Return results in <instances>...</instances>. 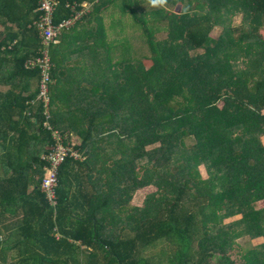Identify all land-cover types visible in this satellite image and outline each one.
<instances>
[{
	"label": "trees",
	"instance_id": "1",
	"mask_svg": "<svg viewBox=\"0 0 264 264\" xmlns=\"http://www.w3.org/2000/svg\"><path fill=\"white\" fill-rule=\"evenodd\" d=\"M31 1L25 14L14 17L8 15L15 10L10 1L0 0L6 26L0 32V140L6 151L0 215L35 207L47 229L29 228L35 234L44 230L47 236L58 229L68 238L81 240L93 251L87 264H264V252L259 253L261 260L255 258L257 252H248L254 257L246 254L240 262L230 254L236 238L264 237V0H123L122 10L132 14L148 53L135 52L127 36L113 45L104 42L106 61L117 56V77L111 85L100 83L98 110L88 129L80 131L82 146H76L81 153L88 149L84 162L92 166L88 159L95 156L93 148L96 153L100 148L98 140L118 139L115 151L121 159L113 157L110 172L116 173L112 181L118 184L117 202L123 210L110 234L109 226L101 222L108 212L98 216L108 204V195H96L87 217L71 208L65 172L72 163L85 168L79 160L68 159L58 173L56 213L41 189L48 167L43 158L55 141L43 125L40 69L31 66L41 48L36 29L39 4ZM60 1L56 23L71 17L67 4L92 5L85 20L117 0ZM143 4L151 9L140 11ZM236 15L243 18L238 26ZM101 22L105 29L102 17ZM8 24H16L18 31ZM215 28L221 29L217 37ZM164 29L168 34L161 38ZM54 46L50 47L53 67ZM50 97V122L58 129ZM104 132H109L108 137L101 136ZM144 159L147 163L139 165ZM31 185L38 188L30 194ZM149 185L157 186L160 195H153L143 207L123 206ZM258 202H263L261 208ZM68 213L80 222L67 230L63 219ZM235 214L238 219L233 224L241 229L229 231L225 220ZM22 221L28 223L29 213ZM29 228L24 230L25 242ZM2 235L0 226V264H9ZM46 242L40 247L47 251ZM62 262L80 264L46 254L18 264Z\"/></svg>",
	"mask_w": 264,
	"mask_h": 264
},
{
	"label": "crops",
	"instance_id": "2",
	"mask_svg": "<svg viewBox=\"0 0 264 264\" xmlns=\"http://www.w3.org/2000/svg\"><path fill=\"white\" fill-rule=\"evenodd\" d=\"M9 1L11 7L15 8V10L13 14L8 15L14 17L25 14L27 7H31L32 5L31 0ZM21 10H24V12ZM100 12H93V16L79 23L77 27L64 32L60 42L52 48L54 84L51 95L54 123L58 130H68V132H71L76 137L79 147L83 144L80 131L88 129L93 114L98 110L97 103L102 92L100 83H109L111 85L112 81H115L117 77V56L114 55V58L111 57V60L108 62L106 61V57H104V60L101 57L102 52L105 51L103 48L104 42L107 41L110 45H113L117 40L111 42V30L107 27H104L105 29L102 28V11ZM4 21L5 15L0 14V32H5L6 30ZM11 26H14L15 30L18 31L16 24L7 25V27ZM104 32L105 35H103ZM110 140H98L96 146L100 148L97 149V153L93 148L95 156L88 159L93 161L91 162L92 166H89L84 161H80L78 163L85 165V168L82 169L78 164L72 163L65 172L69 177L67 178V188L71 192L73 200L71 208L72 210L74 208L76 215L87 217L94 209L92 201L96 195H108V204L101 207L98 213V216L101 217L103 211L108 212L107 218L104 217L101 220L103 224L108 225L110 228L107 234L111 233L112 228L117 229V225L119 224L117 215L119 210H123L119 208L117 202L118 184L112 181L115 179L116 173L110 172L113 166L111 163L113 156H111V151L106 149L110 144ZM3 146V140H0V176H4L6 173L3 165L4 160H6V151ZM43 147L41 150H43ZM83 151L86 153L88 149ZM112 152H115V147ZM38 153L43 157L41 151ZM105 155L106 157H104ZM34 187L35 185L30 186V194L33 193ZM145 190V188L140 189L136 194L142 193ZM136 194L129 203H123L126 209L143 207V200L140 201ZM30 207H23L19 211V208H16V214L7 213L3 215L2 213L0 215V226L3 229L1 246L2 251L8 256L9 264H18L37 254H46L48 257L61 260H78L80 264H87L86 260L93 251L91 248L88 249L81 240L68 238L58 229H55V233L49 236L45 234L44 230H40V234H35L31 230L32 228L30 229L29 227L39 225L47 229V224L41 222L38 209L35 207H31L35 208L31 209ZM27 213H29L28 223L22 221ZM123 221L125 223L128 222L127 218L124 217ZM79 222L78 218L68 213V217L63 219V226L68 230L74 226H78ZM25 227L29 228L28 231L31 230L28 242L23 241L27 239V235L24 233ZM17 230L21 233H17ZM42 241H47L46 244L49 247L47 251L40 247V245L42 246ZM60 241H63L62 244H58L57 246L56 242ZM58 264H64V262Z\"/></svg>",
	"mask_w": 264,
	"mask_h": 264
},
{
	"label": "built area",
	"instance_id": "3",
	"mask_svg": "<svg viewBox=\"0 0 264 264\" xmlns=\"http://www.w3.org/2000/svg\"><path fill=\"white\" fill-rule=\"evenodd\" d=\"M38 12L41 14L36 21V29L41 39L40 56L36 61L31 62V66L40 69V85L38 100L43 105L45 121L43 125L52 132L55 141L51 152L44 156L43 161L48 164L47 172L42 180L41 189L44 192L49 207L56 213L58 208L57 189L60 187L58 173L66 164L68 159L83 161V155L77 145L73 143L71 132L64 133L54 128L50 122L52 118L50 86L53 84L52 74L54 67L50 62V47L58 44L61 36L66 29L76 27L92 12V5L67 4L71 9V17L62 22H55V13L61 6L60 0H38Z\"/></svg>",
	"mask_w": 264,
	"mask_h": 264
},
{
	"label": "rangeland",
	"instance_id": "4",
	"mask_svg": "<svg viewBox=\"0 0 264 264\" xmlns=\"http://www.w3.org/2000/svg\"><path fill=\"white\" fill-rule=\"evenodd\" d=\"M112 4L113 5H108L107 7H103L102 9V18L104 19V24L107 28L111 30L112 39L110 41L114 42L123 36H127V38L131 40V47L134 49L135 52H138L139 50H141V52H145V54H147L148 49L146 48V45L144 44V40L141 39L142 32L139 29V27L136 26L132 14L124 13L122 10V8H124L123 0H117ZM150 9L151 8L148 4H143L141 5L140 11L146 12V11H149ZM242 20L243 18L241 15H236L234 17V25L235 26L240 25L242 23ZM113 24H115V26L114 28H111ZM220 33H221V29L215 28V32L213 33V35H216L217 37V35H219ZM167 34H168L167 31L164 29L160 37L163 38L167 36ZM117 53L120 54V52H117ZM101 57L104 60V54H101ZM108 135H109V132H104L101 134L102 137H105V136L108 137ZM117 140H118L117 138H111V140L109 141L110 144L106 147L108 151H111L112 153L111 156H113L115 160L121 159V155L116 157L119 151L112 152L113 148L116 147ZM72 141L73 143H75V145L78 146V142L76 141L75 136L72 137ZM263 141H264V138H263ZM188 143L192 144L193 140L189 139ZM159 145L152 146V147L148 146L147 149H153L155 147H158ZM82 155L84 158L83 161H86L87 156L84 151L82 152ZM146 163H147V159L139 160L138 162L139 165L140 164L144 165ZM202 175L205 179L207 178L206 171L203 168H202ZM153 195H156V196L160 195V192H158L157 186L155 185H149L148 187H146V190L144 192L136 194L138 199H140V201L143 200L144 203H146L147 200L151 201V197ZM257 205H258V208H261L263 205V202L262 203L258 202ZM237 219L238 217L236 216V214L232 215L231 218L227 217V219L225 220V224L227 225V230L232 231L234 228L237 230L241 229L239 227H235V225L233 224L236 222ZM231 247L232 249L230 251V254L233 257L234 261L240 262L241 258L245 256L246 254H250L253 256L252 253H248V252H257L255 253L256 254L255 258L258 257L261 260L263 258V255L259 253L264 252V237L240 236L235 239V241L231 244Z\"/></svg>",
	"mask_w": 264,
	"mask_h": 264
}]
</instances>
